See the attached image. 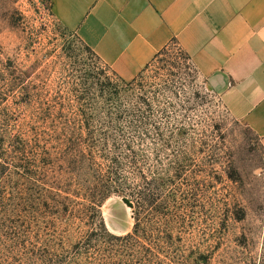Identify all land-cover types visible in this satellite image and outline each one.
I'll return each instance as SVG.
<instances>
[{
    "label": "rangeland",
    "instance_id": "1",
    "mask_svg": "<svg viewBox=\"0 0 264 264\" xmlns=\"http://www.w3.org/2000/svg\"><path fill=\"white\" fill-rule=\"evenodd\" d=\"M0 78V245L16 250L4 258L30 257L27 245L67 264L125 262L133 234L128 258L147 264H264L261 138L179 45L127 86L51 0H0ZM140 96L162 133H135ZM112 164L120 174L106 175Z\"/></svg>",
    "mask_w": 264,
    "mask_h": 264
},
{
    "label": "crops",
    "instance_id": "2",
    "mask_svg": "<svg viewBox=\"0 0 264 264\" xmlns=\"http://www.w3.org/2000/svg\"><path fill=\"white\" fill-rule=\"evenodd\" d=\"M51 6L127 81L176 43L264 147V0H51Z\"/></svg>",
    "mask_w": 264,
    "mask_h": 264
},
{
    "label": "trees",
    "instance_id": "3",
    "mask_svg": "<svg viewBox=\"0 0 264 264\" xmlns=\"http://www.w3.org/2000/svg\"><path fill=\"white\" fill-rule=\"evenodd\" d=\"M10 65L11 67L14 68L15 66V61L13 59L10 60ZM141 74V73H140ZM139 76V75H138ZM13 78V77H12ZM1 80H3V78H0ZM15 79V78H14ZM118 80L119 82L121 83H124L125 85L127 86H132L134 83H136V80H137V77H135L134 79L132 80H124L123 78L119 77L118 76ZM14 84H12V87H13ZM13 88H11V91L8 90L7 92L9 93H13ZM7 92H4L2 94V96H8L9 94H7ZM140 99H142L140 102H139V106H136L135 107V110L133 112V115H135L137 117V120L139 121L140 125H135L133 127H137V128H140V129H135V133L137 134L138 132H141V134H144L145 132H143V130H146L148 127V125L152 124V126H154L155 130L157 132H160L162 133L161 131V124L162 123H158L156 122L155 124L154 123H150L149 120H152V117H153V108L151 106V104L147 101V99H145L143 96H140L139 97ZM127 110H124V109H121V107L117 110V114H119L118 116L122 115V113L124 114V112H126ZM167 110H164V112H162V116H160L162 119L165 118L166 120V123L167 121L169 120V115L165 114ZM132 112V111H131ZM113 114V113H111ZM112 117V115H111ZM124 117V116H123ZM125 117L127 118V116L125 115ZM113 119V117H112ZM164 120V121H165ZM111 122V121H110ZM112 123H110L111 125ZM177 127V126H176ZM112 128V127H111ZM113 129V128H112ZM119 130V129H117ZM148 130V129H147ZM134 131H126L124 133H122L123 135L122 136H129L128 133H133ZM127 133V135H126ZM135 134V135H136ZM134 135V136H135ZM161 134H159L158 136H160ZM109 137H113V133L112 132H108V133H104V138H105V141L108 142L109 140ZM137 137H140V136H137ZM116 138V137H115ZM129 137H126L125 140H128ZM141 140H143L142 138H139ZM118 141V140H117ZM0 142H4V139L0 137ZM92 148H89V151H91ZM121 172L119 171V167L116 166V164H112V165H107V169H106V175H111V176H114V175H118L120 174ZM98 180V179H96ZM119 181H116L113 179V182H111L110 184H116L115 187L117 188L120 183L118 184ZM96 181H89V180H86V182L83 184L77 182L75 183V180H74V186L79 189V191L83 190V189H88L90 188V186L92 184H95ZM95 188V187H93ZM113 188V187H111ZM63 190V187L62 185H60V183H56V195L57 197H60L61 194H60V191ZM65 191V190H64ZM108 191V190H107ZM106 192V191H104ZM58 199V198H57ZM59 200V199H58ZM125 240H127L124 244H122L121 248L125 251L126 250V253H125V257L127 256V260L124 262L123 260L121 262H114V264H147L146 263V260L144 259V257H136L135 255H133L131 258H128L131 256V249H133L132 247H134V243H133V234H128L124 237ZM14 246H2L0 245V264H67V261L66 260H63V259H54V258H49V257H33L32 255L34 254L35 252V248L34 246H27V245H24L22 247V254L25 253L26 255H29L30 257H22V258H4V253L7 251L8 253L12 252L14 253L16 250L13 248ZM91 262L89 261L87 264H90Z\"/></svg>",
    "mask_w": 264,
    "mask_h": 264
},
{
    "label": "water",
    "instance_id": "4",
    "mask_svg": "<svg viewBox=\"0 0 264 264\" xmlns=\"http://www.w3.org/2000/svg\"><path fill=\"white\" fill-rule=\"evenodd\" d=\"M123 201H124L129 207L133 208L134 204H133V202H132L129 198L125 197V198H123Z\"/></svg>",
    "mask_w": 264,
    "mask_h": 264
}]
</instances>
